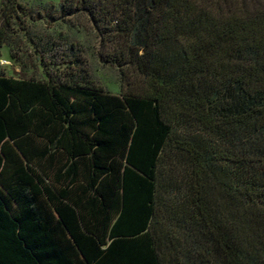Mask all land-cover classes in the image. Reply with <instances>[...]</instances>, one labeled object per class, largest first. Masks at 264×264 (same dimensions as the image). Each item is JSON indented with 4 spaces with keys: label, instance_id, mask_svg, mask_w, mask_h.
<instances>
[{
    "label": "trees",
    "instance_id": "1",
    "mask_svg": "<svg viewBox=\"0 0 264 264\" xmlns=\"http://www.w3.org/2000/svg\"><path fill=\"white\" fill-rule=\"evenodd\" d=\"M0 4L1 58L27 9ZM58 16L87 20L120 93L0 74V264H264V0Z\"/></svg>",
    "mask_w": 264,
    "mask_h": 264
},
{
    "label": "rangeland",
    "instance_id": "2",
    "mask_svg": "<svg viewBox=\"0 0 264 264\" xmlns=\"http://www.w3.org/2000/svg\"><path fill=\"white\" fill-rule=\"evenodd\" d=\"M17 1L27 9L26 28L20 30L15 25L10 44L1 48L0 74L36 80L46 79V72L61 77L73 74L106 93H120L119 70L98 56V37L85 18L69 23L61 20L58 8L63 0Z\"/></svg>",
    "mask_w": 264,
    "mask_h": 264
}]
</instances>
